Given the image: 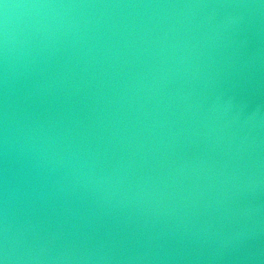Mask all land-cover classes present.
<instances>
[{"label":"water","instance_id":"95a60500","mask_svg":"<svg viewBox=\"0 0 264 264\" xmlns=\"http://www.w3.org/2000/svg\"><path fill=\"white\" fill-rule=\"evenodd\" d=\"M0 264H264V0H0Z\"/></svg>","mask_w":264,"mask_h":264}]
</instances>
